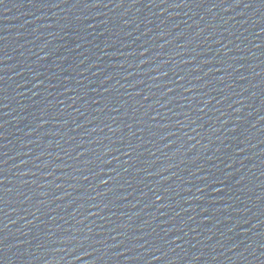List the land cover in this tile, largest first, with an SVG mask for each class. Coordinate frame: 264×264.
Returning a JSON list of instances; mask_svg holds the SVG:
<instances>
[{
  "label": "water",
  "instance_id": "water-1",
  "mask_svg": "<svg viewBox=\"0 0 264 264\" xmlns=\"http://www.w3.org/2000/svg\"><path fill=\"white\" fill-rule=\"evenodd\" d=\"M0 264H264V0H0Z\"/></svg>",
  "mask_w": 264,
  "mask_h": 264
}]
</instances>
